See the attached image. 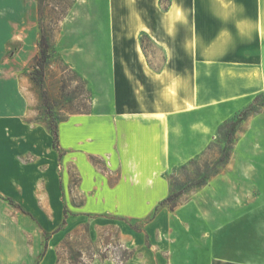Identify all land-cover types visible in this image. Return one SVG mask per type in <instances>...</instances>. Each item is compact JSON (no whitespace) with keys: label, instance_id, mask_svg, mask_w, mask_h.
Returning a JSON list of instances; mask_svg holds the SVG:
<instances>
[{"label":"crops","instance_id":"0c3cea01","mask_svg":"<svg viewBox=\"0 0 264 264\" xmlns=\"http://www.w3.org/2000/svg\"><path fill=\"white\" fill-rule=\"evenodd\" d=\"M33 1L0 0V264H50L54 256L50 247L43 255L41 228L32 244L42 196L26 184L31 170L22 161L40 149L36 134L49 142L28 121L33 87L24 71L36 51ZM142 35L161 50L159 68L148 60ZM98 48L102 81L92 86L90 112L76 114L91 125L78 146L88 148L93 134L102 170L116 176L110 184L102 175V210L139 217L169 196L168 170L199 156L220 124L264 94V0H168L165 8L160 0H102ZM238 134L227 171L242 179V199L232 185L227 202L213 199L208 208L204 194L213 198V182L194 195L198 218L217 225L211 264H264V111L249 116ZM240 149L247 151L242 159ZM96 156L91 163L99 164ZM7 181L25 196H14ZM161 214L163 208L156 221ZM216 241L227 243L217 255Z\"/></svg>","mask_w":264,"mask_h":264},{"label":"rangeland","instance_id":"374dc122","mask_svg":"<svg viewBox=\"0 0 264 264\" xmlns=\"http://www.w3.org/2000/svg\"><path fill=\"white\" fill-rule=\"evenodd\" d=\"M33 2L31 22L36 30V51L24 71L33 87L30 99L34 114L28 121L35 132L50 136L47 135V142L45 134H36L34 141L41 143L40 149L36 153L28 150L22 156V161L31 170L26 184L37 187L38 200L39 192L42 196V212L32 232V244L36 239L34 234L38 235L41 228L43 255L48 247L54 250L50 264H69L71 254L77 252L82 254L86 264H211V232L217 225L198 218L194 195L213 182V198L210 192L204 194L203 203L208 208L213 199L227 202L228 188L232 185L238 188L234 196L242 199V179L228 177V161L243 122L264 111V94L257 95L244 109L248 110L247 118L233 133L230 134L228 125L244 110L220 124L216 136L199 156L167 171L171 192L167 202L157 206L158 211L161 208L165 211L159 220H155L157 210L139 217L113 215L102 210V175L108 176V173L103 171L102 157L93 153L94 147L99 152L102 146L93 134L86 140L88 148L78 146L91 126L90 121H76L82 116L69 113L87 107L86 89L92 99V86L98 88L101 85L102 49L98 48V43L102 42V0ZM41 34L46 36L49 48L43 85L39 88L32 81L30 72L38 56ZM144 47L152 66L159 68L163 61L161 50L149 40H144ZM62 83L65 84L63 91ZM97 93L100 94L99 89ZM44 101L48 108L44 107ZM54 123L56 129L50 133L47 125L53 128ZM60 142L70 149L60 147ZM245 152L240 149L237 154L242 159ZM91 156L99 160V168L90 162ZM115 179V174L108 176L110 184ZM8 184L7 181L5 185ZM16 188L13 183L8 186L13 193ZM15 195L25 196L22 193ZM27 234L30 240V231ZM226 244V241H216L215 254ZM124 249L132 251L133 256L120 262ZM102 256L107 258L102 259Z\"/></svg>","mask_w":264,"mask_h":264},{"label":"trees","instance_id":"16d2710c","mask_svg":"<svg viewBox=\"0 0 264 264\" xmlns=\"http://www.w3.org/2000/svg\"><path fill=\"white\" fill-rule=\"evenodd\" d=\"M161 3L164 5L165 8V4L168 2V0H160ZM65 14H63L62 16H64ZM144 40H149V38L146 35H142L140 37V44L143 48V50H145L144 47ZM150 41V40H149ZM48 42H47V38L44 34H41L40 38H39V42H38V56L36 57L35 60V65L32 68V71L30 72V76L32 81L39 87L42 88L43 85V70L47 64V60H48ZM65 71V70H63ZM70 71V70H69ZM71 73H74L72 71H70ZM86 87V83L83 81V88ZM62 91L65 90V84L62 83ZM86 93H87V100L86 102L88 103L87 107H83L81 109H74L69 111L70 114L72 115H76V114H88L90 112V107H91V93L89 90L86 89ZM42 97L45 99V95L44 93L42 94ZM44 107L48 108V104L46 101H44ZM248 115V110H244L243 112H241L237 118L235 120H233L228 126H229V131L230 134L231 132L233 133L236 129V127L241 124ZM56 129V123H54V127L52 128L49 124L47 125V130L50 133H53V131ZM91 161L94 165H97V161L93 158H91ZM169 199V198H168ZM168 199H165L164 201H162L160 204H165L167 202ZM122 258L120 259V262H126L127 260L131 259L133 256V252L129 251L127 249H124L122 251ZM102 259L107 258L106 256H102ZM69 264H86L83 259H82V254L77 252V253H72L70 256V260H69Z\"/></svg>","mask_w":264,"mask_h":264}]
</instances>
